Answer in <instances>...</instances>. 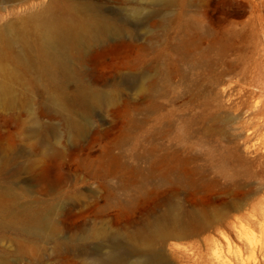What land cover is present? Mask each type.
I'll return each mask as SVG.
<instances>
[{
    "label": "rangeland",
    "instance_id": "rangeland-1",
    "mask_svg": "<svg viewBox=\"0 0 264 264\" xmlns=\"http://www.w3.org/2000/svg\"><path fill=\"white\" fill-rule=\"evenodd\" d=\"M48 1L0 0V264H88L156 224L165 264H264V0H93L114 30L70 77L2 38Z\"/></svg>",
    "mask_w": 264,
    "mask_h": 264
},
{
    "label": "bare ground",
    "instance_id": "bare-ground-1",
    "mask_svg": "<svg viewBox=\"0 0 264 264\" xmlns=\"http://www.w3.org/2000/svg\"><path fill=\"white\" fill-rule=\"evenodd\" d=\"M27 22L29 28L8 26L2 35L4 44L13 49L15 59L24 67H35L49 76L57 69L67 77L72 76L71 58L81 56L89 45L114 30L110 19L93 0H49L31 14ZM28 34L32 35L35 57L30 54ZM21 211L29 215L24 223L26 231L40 235L53 229L46 214L31 212L26 207ZM165 230L162 225L156 224L148 227L145 233L124 234V241L111 240L109 250L96 255L88 264H165ZM136 238L138 241L131 242ZM153 238L156 243L150 242Z\"/></svg>",
    "mask_w": 264,
    "mask_h": 264
}]
</instances>
